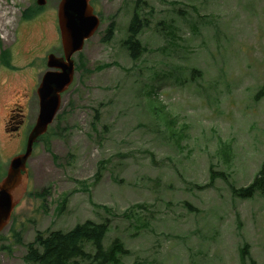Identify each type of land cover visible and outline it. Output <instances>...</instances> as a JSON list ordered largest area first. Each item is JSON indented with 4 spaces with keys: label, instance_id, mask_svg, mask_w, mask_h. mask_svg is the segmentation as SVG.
<instances>
[{
    "label": "rangeland",
    "instance_id": "obj_1",
    "mask_svg": "<svg viewBox=\"0 0 264 264\" xmlns=\"http://www.w3.org/2000/svg\"><path fill=\"white\" fill-rule=\"evenodd\" d=\"M59 2L0 0V180L36 123L48 55L63 54ZM91 3L100 28L33 147L0 264H35L25 256L38 231L86 220L108 221L104 245L128 249L121 264H242L245 244L264 264V193L230 186L264 163V0ZM137 9L147 23L135 60L125 41ZM213 170L229 183L210 184Z\"/></svg>",
    "mask_w": 264,
    "mask_h": 264
},
{
    "label": "water",
    "instance_id": "obj_2",
    "mask_svg": "<svg viewBox=\"0 0 264 264\" xmlns=\"http://www.w3.org/2000/svg\"><path fill=\"white\" fill-rule=\"evenodd\" d=\"M47 0H37L42 6ZM58 23L63 55H48V70L37 88L39 114L31 129L25 151L14 156L6 175L0 181V233L10 223L15 207L23 197L29 179L28 160L34 143L45 134L61 109L62 93L71 85L76 72L73 56L84 49L88 39L99 30L101 18L96 14L91 0H60Z\"/></svg>",
    "mask_w": 264,
    "mask_h": 264
},
{
    "label": "trees",
    "instance_id": "obj_3",
    "mask_svg": "<svg viewBox=\"0 0 264 264\" xmlns=\"http://www.w3.org/2000/svg\"><path fill=\"white\" fill-rule=\"evenodd\" d=\"M25 18H28L27 13ZM146 23V19L141 18L137 9L128 29L129 36L125 41L130 55L135 60L139 59L143 52L138 35ZM114 30L115 23L112 22L103 40L110 41L113 38ZM7 51L9 50L3 49L1 55L5 56ZM79 55L81 58L82 54ZM262 93H264V89L259 95ZM217 178H222L229 183V177L226 173L213 170L210 184H214ZM230 186L232 192L241 198L252 197L256 192L264 193V163L260 172L249 185L236 188L231 182ZM47 232L38 231L35 240L28 245L25 256L27 262L35 264H81V260H88L93 264H121V257L128 254V249L119 238L114 239L108 247L104 245V239L109 232L107 220L102 222L86 220L68 231L59 229L47 230ZM88 246L92 248V251L87 249ZM240 253L242 264H256L249 254L248 244L241 247ZM248 257L250 258L249 262Z\"/></svg>",
    "mask_w": 264,
    "mask_h": 264
},
{
    "label": "flooded vegetation",
    "instance_id": "obj_4",
    "mask_svg": "<svg viewBox=\"0 0 264 264\" xmlns=\"http://www.w3.org/2000/svg\"><path fill=\"white\" fill-rule=\"evenodd\" d=\"M59 6V5H58ZM58 14V13H57ZM59 56H61V55H59ZM15 111V109H11V113H10V116H9V118H8V120H7V124L9 123V121H10V119H11V116H12V113ZM21 115V114H20ZM10 124V123H9ZM8 126V125H7ZM10 126H12V125H10Z\"/></svg>",
    "mask_w": 264,
    "mask_h": 264
}]
</instances>
